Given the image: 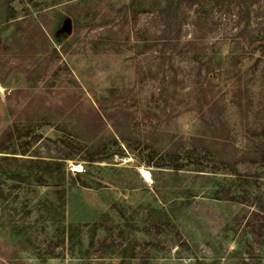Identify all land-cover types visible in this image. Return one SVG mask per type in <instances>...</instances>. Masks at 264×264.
<instances>
[{"label": "rangeland", "instance_id": "1", "mask_svg": "<svg viewBox=\"0 0 264 264\" xmlns=\"http://www.w3.org/2000/svg\"><path fill=\"white\" fill-rule=\"evenodd\" d=\"M0 264H264V0H0Z\"/></svg>", "mask_w": 264, "mask_h": 264}, {"label": "trees", "instance_id": "2", "mask_svg": "<svg viewBox=\"0 0 264 264\" xmlns=\"http://www.w3.org/2000/svg\"><path fill=\"white\" fill-rule=\"evenodd\" d=\"M187 1H189V2H193V1H195V0H187ZM84 159L93 162V161H95V156H94V154H91V155L88 156V158H84ZM176 168L179 169L178 167H176Z\"/></svg>", "mask_w": 264, "mask_h": 264}, {"label": "built area", "instance_id": "3", "mask_svg": "<svg viewBox=\"0 0 264 264\" xmlns=\"http://www.w3.org/2000/svg\"><path fill=\"white\" fill-rule=\"evenodd\" d=\"M82 168H83V166L81 164L74 166V170H76V171H82Z\"/></svg>", "mask_w": 264, "mask_h": 264}, {"label": "water", "instance_id": "4", "mask_svg": "<svg viewBox=\"0 0 264 264\" xmlns=\"http://www.w3.org/2000/svg\"><path fill=\"white\" fill-rule=\"evenodd\" d=\"M67 26H69V24H67Z\"/></svg>", "mask_w": 264, "mask_h": 264}]
</instances>
